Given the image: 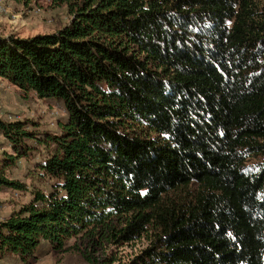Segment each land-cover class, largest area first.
<instances>
[{"label":"trees","instance_id":"obj_1","mask_svg":"<svg viewBox=\"0 0 264 264\" xmlns=\"http://www.w3.org/2000/svg\"><path fill=\"white\" fill-rule=\"evenodd\" d=\"M51 6L59 30L0 37V80L63 112L53 133L0 120V192L28 193L0 264L78 237L89 264H264V0ZM22 159L45 188L9 177Z\"/></svg>","mask_w":264,"mask_h":264},{"label":"rangeland","instance_id":"obj_2","mask_svg":"<svg viewBox=\"0 0 264 264\" xmlns=\"http://www.w3.org/2000/svg\"><path fill=\"white\" fill-rule=\"evenodd\" d=\"M3 3L9 9V13L0 18L1 38L9 36L27 38L38 34L53 33L65 26L70 19L66 7L54 8L51 6V0H31L27 4L18 0H3ZM11 15H17L18 20H11ZM0 91L2 94L0 98V120L4 122L31 120L38 124V130L41 132H56L58 119L63 117V112L60 109L32 96L23 95L6 81L0 82ZM0 150H6L10 153V148L2 136H0ZM44 155L45 150L40 147L39 152L34 153V160ZM30 163L24 159L20 160L17 168L8 172L9 177L26 184L30 189L45 188L47 182L35 174V169ZM27 198V192L12 189L1 191L0 220L18 209ZM87 243L85 238L70 239L65 248L50 252L35 264H89L82 254ZM144 245L143 241L131 243L124 246L120 254L128 257ZM89 251L98 261L104 256L103 249L94 252Z\"/></svg>","mask_w":264,"mask_h":264},{"label":"built area","instance_id":"obj_3","mask_svg":"<svg viewBox=\"0 0 264 264\" xmlns=\"http://www.w3.org/2000/svg\"><path fill=\"white\" fill-rule=\"evenodd\" d=\"M37 12V11H36ZM9 13V9L7 8V6L3 3V0H0V18L2 16H5ZM11 20H18L17 15H11L10 16ZM1 91H0V98H1Z\"/></svg>","mask_w":264,"mask_h":264},{"label":"crops","instance_id":"obj_4","mask_svg":"<svg viewBox=\"0 0 264 264\" xmlns=\"http://www.w3.org/2000/svg\"><path fill=\"white\" fill-rule=\"evenodd\" d=\"M1 81H3V80H1ZM1 81H0V82H1Z\"/></svg>","mask_w":264,"mask_h":264}]
</instances>
